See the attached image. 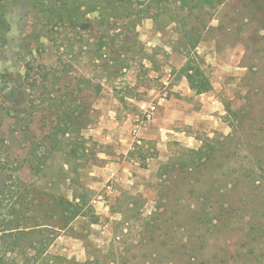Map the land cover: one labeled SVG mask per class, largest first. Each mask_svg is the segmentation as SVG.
<instances>
[{"label": "rangeland", "instance_id": "1", "mask_svg": "<svg viewBox=\"0 0 264 264\" xmlns=\"http://www.w3.org/2000/svg\"><path fill=\"white\" fill-rule=\"evenodd\" d=\"M190 30L215 44L202 94ZM72 111L86 156L35 174ZM0 158L2 264H264V0H0ZM74 193L96 223L51 217Z\"/></svg>", "mask_w": 264, "mask_h": 264}, {"label": "trees", "instance_id": "2", "mask_svg": "<svg viewBox=\"0 0 264 264\" xmlns=\"http://www.w3.org/2000/svg\"><path fill=\"white\" fill-rule=\"evenodd\" d=\"M189 32L194 35L190 40H193L194 38L196 42H193L189 47L186 63L181 70L189 83V87L195 93L202 94L211 90L213 87L209 75L206 74L201 63L196 59L198 57L196 47L202 37V32L201 30H199V33L195 30H190ZM191 34H189V37ZM78 118V114L75 111L64 113V115L56 118V121L53 122L54 124H52L47 134L41 140L36 142L31 140V147H29L28 155L24 159V161L28 162L31 171L35 174L41 173V171L48 165L54 152L56 155L59 154V156H63L66 160V164H69V167L86 156L87 147L85 146L86 143L84 138L75 136L79 134V128L76 127V121ZM65 140H68L69 143H64ZM65 146H67V149ZM196 152L199 153V149L196 150ZM4 167L3 160L0 158V169L3 170ZM7 189L9 191L11 190L10 188ZM5 191L6 189L4 192ZM0 194L4 195L2 191ZM4 198H6L5 195L3 199H0V210L2 209ZM51 199L56 203L55 207L59 209L55 211L51 217H59L60 224H63L65 227L71 224L79 216L89 215L92 223H96L99 219V217L93 212V208L88 205L85 196H80L77 193H74L71 199L61 195H54ZM9 201L11 214L14 215L17 213V204H24L23 193H11ZM18 230H20V228L13 226L9 227L8 231L4 232L3 238H5L7 234L11 236L15 235L16 233L14 232H18ZM48 244L49 241L46 239L39 241V247L36 248L37 251L35 256L38 257V254L44 253ZM7 250L8 249L4 251L5 254H7ZM5 254L3 255L4 259L2 257L0 259L3 260L0 261L1 264L5 261ZM33 262L34 261L31 263Z\"/></svg>", "mask_w": 264, "mask_h": 264}, {"label": "crops", "instance_id": "3", "mask_svg": "<svg viewBox=\"0 0 264 264\" xmlns=\"http://www.w3.org/2000/svg\"><path fill=\"white\" fill-rule=\"evenodd\" d=\"M198 43L201 44L202 46L209 47V48H213L215 46L214 40L211 37L205 38L204 35L201 37Z\"/></svg>", "mask_w": 264, "mask_h": 264}, {"label": "built area", "instance_id": "4", "mask_svg": "<svg viewBox=\"0 0 264 264\" xmlns=\"http://www.w3.org/2000/svg\"><path fill=\"white\" fill-rule=\"evenodd\" d=\"M154 108V107H153ZM151 114H148V116H150Z\"/></svg>", "mask_w": 264, "mask_h": 264}, {"label": "water", "instance_id": "5", "mask_svg": "<svg viewBox=\"0 0 264 264\" xmlns=\"http://www.w3.org/2000/svg\"><path fill=\"white\" fill-rule=\"evenodd\" d=\"M86 25H83V28L85 27Z\"/></svg>", "mask_w": 264, "mask_h": 264}]
</instances>
